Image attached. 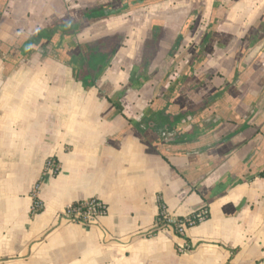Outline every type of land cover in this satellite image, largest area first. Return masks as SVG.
<instances>
[{
	"label": "crops",
	"instance_id": "crops-1",
	"mask_svg": "<svg viewBox=\"0 0 264 264\" xmlns=\"http://www.w3.org/2000/svg\"><path fill=\"white\" fill-rule=\"evenodd\" d=\"M128 2L0 0V264H264V0Z\"/></svg>",
	"mask_w": 264,
	"mask_h": 264
},
{
	"label": "built area",
	"instance_id": "built-area-1",
	"mask_svg": "<svg viewBox=\"0 0 264 264\" xmlns=\"http://www.w3.org/2000/svg\"><path fill=\"white\" fill-rule=\"evenodd\" d=\"M45 169L52 171L54 175H57V171H59L58 165L53 160H49L47 162ZM39 186L40 184L38 183L34 187L32 195L35 200L34 206L42 207L41 203L37 199ZM107 213L108 208L102 201L98 199H91L87 201L77 202L68 206L63 212L62 217L69 223L90 225L101 217L106 216ZM208 218L209 211L207 209L200 210L199 212L193 214L191 217L181 220L178 217L170 215L164 209L159 213L157 224L163 222V228H171L178 236H180L181 238H185L188 229L205 222ZM191 249V244L186 241L185 244L179 249V252L184 253L190 251Z\"/></svg>",
	"mask_w": 264,
	"mask_h": 264
},
{
	"label": "trees",
	"instance_id": "trees-1",
	"mask_svg": "<svg viewBox=\"0 0 264 264\" xmlns=\"http://www.w3.org/2000/svg\"><path fill=\"white\" fill-rule=\"evenodd\" d=\"M129 1V6L128 7H125V11H132V10H135V9H138V8H141L143 6H149V5H153V4H157L159 2H162L164 0H144L143 2L141 1V3H138V0H128ZM118 3H124V1H118ZM123 9V11H124ZM108 17V16H107ZM203 44H202V48H203ZM201 51V50H200ZM200 54V53H199ZM197 65V59H193V62L191 63V66L192 67H195ZM59 171H57V174H58ZM260 176H264V172L260 174ZM39 184L41 183V181L38 182ZM165 207L164 205L162 204V202L160 203V211L161 210H164ZM166 210V209H165ZM43 211V207H40V206H34L33 207V215H36V214H39ZM181 220V218H179ZM163 222L162 223H158V229L160 228H163Z\"/></svg>",
	"mask_w": 264,
	"mask_h": 264
},
{
	"label": "flooded vegetation",
	"instance_id": "flooded-vegetation-1",
	"mask_svg": "<svg viewBox=\"0 0 264 264\" xmlns=\"http://www.w3.org/2000/svg\"><path fill=\"white\" fill-rule=\"evenodd\" d=\"M141 1L143 2L144 0H138V3H141ZM164 1H168V0H164ZM164 1H162V2H164ZM159 3H161V2H159ZM128 4H129V2H128ZM158 4V3H157ZM154 5V4H153ZM203 42V41H202ZM202 42L198 45L199 46V48L198 49H200V46H201V48H202ZM197 46V47H198Z\"/></svg>",
	"mask_w": 264,
	"mask_h": 264
},
{
	"label": "rangeland",
	"instance_id": "rangeland-1",
	"mask_svg": "<svg viewBox=\"0 0 264 264\" xmlns=\"http://www.w3.org/2000/svg\"><path fill=\"white\" fill-rule=\"evenodd\" d=\"M179 48V47H178ZM178 48H177V50H178Z\"/></svg>",
	"mask_w": 264,
	"mask_h": 264
}]
</instances>
